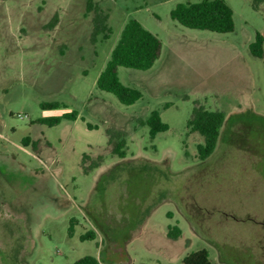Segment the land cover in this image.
I'll return each instance as SVG.
<instances>
[{"label": "rangeland", "instance_id": "1", "mask_svg": "<svg viewBox=\"0 0 264 264\" xmlns=\"http://www.w3.org/2000/svg\"><path fill=\"white\" fill-rule=\"evenodd\" d=\"M202 1L93 0L112 30L94 42L88 0H0V264H181L203 249L216 264H264V58L250 50L264 0H225L228 34L172 20ZM131 19L162 50L149 71L118 69L143 95L126 106L97 80ZM196 107L226 115L205 162L188 129ZM154 111L169 129L152 138Z\"/></svg>", "mask_w": 264, "mask_h": 264}, {"label": "trees", "instance_id": "2", "mask_svg": "<svg viewBox=\"0 0 264 264\" xmlns=\"http://www.w3.org/2000/svg\"><path fill=\"white\" fill-rule=\"evenodd\" d=\"M86 11L87 14H94L93 41L96 42L100 36L104 40H108L112 33L108 24L109 16L94 4L93 0H88ZM171 18L181 26L192 30L209 31L218 34H228L235 30L234 12L225 0H204L199 3L178 4L172 10ZM57 23L58 17L56 16L53 20V27ZM161 50L162 43L157 36L145 29L137 20H129L111 53L104 71L97 80V88L103 92L113 94L123 105H134L142 98V92L139 89L124 85L120 81L118 69L123 67L137 71H149L159 60ZM250 50L253 56L260 59L264 58V36L262 34L258 33L256 35L255 41L250 45ZM41 108L44 111H58L62 109L56 103H43L41 104ZM78 118L79 114L74 111L65 113L62 116L43 118L39 122L53 127L59 125L63 120L76 121ZM225 122L226 115L223 112L208 111L203 107H196L194 109L193 118L188 122V129L191 133H198L204 139V143L199 144L197 148L201 161H207L215 153ZM145 125L150 128L152 138L169 129V126L162 122L160 113L157 111L152 112L150 117L145 121ZM88 128L93 129L94 127L88 124ZM117 138L122 137L118 134ZM125 148L126 142L122 139L114 147L113 153L120 158H125ZM182 234L183 232L180 228L171 227L168 237L176 241L182 237ZM74 264L101 263L92 256H86ZM181 264L216 263L211 260L210 253L206 249H203L186 256Z\"/></svg>", "mask_w": 264, "mask_h": 264}]
</instances>
